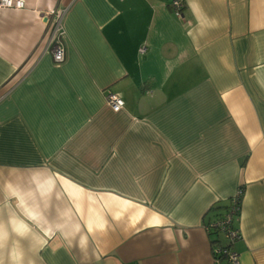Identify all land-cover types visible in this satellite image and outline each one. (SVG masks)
Listing matches in <instances>:
<instances>
[{
	"label": "crops",
	"instance_id": "crops-1",
	"mask_svg": "<svg viewBox=\"0 0 264 264\" xmlns=\"http://www.w3.org/2000/svg\"><path fill=\"white\" fill-rule=\"evenodd\" d=\"M21 1L0 9V264H228L204 224L239 188L230 247L264 264V0Z\"/></svg>",
	"mask_w": 264,
	"mask_h": 264
},
{
	"label": "built area",
	"instance_id": "built-area-1",
	"mask_svg": "<svg viewBox=\"0 0 264 264\" xmlns=\"http://www.w3.org/2000/svg\"><path fill=\"white\" fill-rule=\"evenodd\" d=\"M171 9L177 16H181V12L184 6L183 0H172ZM23 2L21 0H0L1 8H21ZM62 33L61 27V13H57L54 19L53 32L51 36L50 51L54 62H61L64 59V48L58 39V36ZM142 52L143 49H140ZM106 103L113 111H119L124 106V101L116 93L110 91L106 92ZM242 189L239 188L232 196V208L229 213L224 217H215L211 221H207L204 224V228L207 234L216 232L219 237L218 240L212 242V256L214 261H218L219 257L226 258L228 264H240L239 255L236 251L231 249V244L240 239V233L237 228L231 227V220L235 217V212L240 210L239 201L241 203ZM220 237L226 240V243H221Z\"/></svg>",
	"mask_w": 264,
	"mask_h": 264
},
{
	"label": "trees",
	"instance_id": "trees-1",
	"mask_svg": "<svg viewBox=\"0 0 264 264\" xmlns=\"http://www.w3.org/2000/svg\"><path fill=\"white\" fill-rule=\"evenodd\" d=\"M240 204H241V203H240V201H239V204H238V205H240ZM232 207H233V206H232V197H231V198H229L228 204L225 205V206H223L221 212L217 213L215 217H224V216H226V215L229 213V211L231 210ZM220 208H221V207H217L216 210H220ZM239 211H240V210H237V211L235 212V217H233L232 220H231V227H233V228H237V227H235L234 223H235V220H237V217H238V215H239ZM208 235H209L210 238H211V243L214 242V241H216V239L218 240V238H219V237L217 236V233H216V232H212V233H210V234H208ZM220 258H221V257H219V259H220Z\"/></svg>",
	"mask_w": 264,
	"mask_h": 264
}]
</instances>
